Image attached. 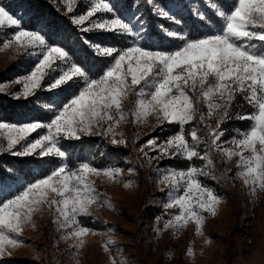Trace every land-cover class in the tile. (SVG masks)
Returning a JSON list of instances; mask_svg holds the SVG:
<instances>
[{
  "label": "snow or ice",
  "instance_id": "6c2138e0",
  "mask_svg": "<svg viewBox=\"0 0 264 264\" xmlns=\"http://www.w3.org/2000/svg\"><path fill=\"white\" fill-rule=\"evenodd\" d=\"M65 2L67 12L73 13L74 0ZM141 3L165 21L157 25L159 35L152 33ZM182 5L192 24L160 0H132L124 15L113 0H88L86 10L70 20L84 49L103 61L99 73H93L85 63L86 53L81 56L83 49L49 43V34L56 33L45 18L37 20V28L25 29L22 18L0 2V49L23 50L24 56L35 60L26 74L0 82V95L10 97L0 105L23 109L31 103L39 113L23 111L14 122L0 120V157L19 159L34 177L24 179L22 170L0 164L8 174L0 176V258L25 246V227L35 228L34 213L45 207L54 213L60 239L72 241L68 247L75 249L74 264H80L77 257L90 235L113 230L97 233L81 218L101 208H116L111 197L98 190L96 178L132 190L136 184L125 175H135V169L125 173L114 164L98 166L93 150L73 162L67 145L98 136L115 148L127 147L122 125L129 117L137 127L154 118L153 131L177 126L163 140L152 137L137 149L149 166L163 159L188 162L186 168L154 169L161 191L167 190L164 211L153 229L157 237L170 229L178 238L190 224L195 236L205 235L206 223L219 214L224 202L202 180L217 179L214 157L223 165L235 159V177L228 178L241 180L249 195L259 199L264 192V0H182ZM196 22L205 30L196 28ZM8 28L16 30L7 32ZM12 84L18 87L9 91ZM40 93L47 97L41 100ZM244 104L252 111L243 112ZM231 120L249 123L243 129L233 128L232 136L224 140L228 130L222 125ZM188 125L192 127L186 133ZM196 160L201 163H193ZM230 171L225 167L221 177ZM116 244L109 236L102 245L110 264H127L122 253L112 255ZM171 255L169 251L168 258ZM185 255L194 259L191 244Z\"/></svg>",
  "mask_w": 264,
  "mask_h": 264
},
{
  "label": "rangeland",
  "instance_id": "374dc122",
  "mask_svg": "<svg viewBox=\"0 0 264 264\" xmlns=\"http://www.w3.org/2000/svg\"><path fill=\"white\" fill-rule=\"evenodd\" d=\"M0 2L6 6L9 5L8 10L22 18L25 29L31 30L26 22L29 18L26 4L19 7L17 6L19 0H0ZM48 2L55 6L56 10L59 9L58 11L70 22V18L84 12L86 10L84 5L88 4V0H74L72 5L74 12L68 13L65 0H60L59 3L57 0H48ZM113 2L122 15L128 13L132 6V0H113ZM160 2L182 15L190 24L194 22L187 9L183 7L182 0H177V3H169V0H160ZM140 7L152 33L159 35L157 25L165 21L154 17L146 4L141 3ZM205 11L212 21H216L211 11L207 9ZM72 26L76 28L73 24ZM195 27L200 31L205 30L198 22L195 23ZM15 30V28L6 29L7 32ZM160 39L164 42L163 37ZM22 53L23 50L18 52L15 48L0 49V82H11L34 67L35 60ZM17 87L12 84L8 90L14 91ZM39 95L41 100L47 97L46 93ZM9 99L10 97L0 95V100ZM23 111L39 114L31 103L25 105L23 109L19 106L14 107L12 104L10 107L0 105V120L14 122L22 118ZM155 123V119L150 118L147 124L137 127L129 117L128 122L122 125V130L128 138L127 147L115 148L98 136L71 142V144H79L86 139L98 138L97 145H100V148L95 152L97 155L101 150L105 153L103 157L100 156L97 159L98 166L120 163L122 166L118 167L123 168L125 173L129 168H134L136 171L133 176L125 175V179H131L136 184L132 190L124 189L122 184H110L106 178H96L98 190L107 193L116 208L115 210L101 208L90 217H82L81 221L97 233H105L109 228L113 230L108 235H90L87 238L86 246L77 257L80 264H110L109 254L102 247L109 236L117 242L112 249V255L117 256L118 253H122L127 257V264H264V192L259 193V199L254 200L241 180L228 178L235 177V159L230 164L223 165L219 163L218 157H214L217 160V170L214 173L217 179L202 178L203 182L214 188L224 200L219 214L206 223L205 235L195 236L194 225L190 224L178 238H173L170 229L157 237L153 229L156 227V217L164 211L163 204L166 202L167 190L161 191L163 185L158 184V176L154 169L166 168L161 164L170 159L153 161L149 166L143 155L137 151L150 136L159 130V128L152 130ZM210 123L215 126L216 122L211 120ZM188 126V129L192 127V125ZM35 135L34 133L33 137ZM145 150L148 151V149ZM89 151V149L85 150L83 155ZM149 155H156V153L150 152ZM2 157L16 159L9 155ZM106 158H109L110 163H104ZM200 163L199 160L195 161L197 165ZM225 167L230 168L231 171L225 177H221ZM53 219L54 213L47 207L41 212L34 213L36 227H25L23 233L25 246L15 251L11 257L0 258V264H74L75 249L68 247L72 241L60 239L61 232L53 223ZM205 239H210L211 243L205 244ZM190 244L195 252L194 259L185 255ZM169 251L172 252L171 258L167 256Z\"/></svg>",
  "mask_w": 264,
  "mask_h": 264
},
{
  "label": "trees",
  "instance_id": "16d2710c",
  "mask_svg": "<svg viewBox=\"0 0 264 264\" xmlns=\"http://www.w3.org/2000/svg\"><path fill=\"white\" fill-rule=\"evenodd\" d=\"M24 4L27 5V12L29 14V18L26 21L28 24V28L34 29L37 27V20L40 17L45 18L51 26L55 29L56 34H49V43L56 45V46H65L68 50H75L76 48L83 49L81 56H84L86 53V60L85 63L91 68L93 73H99L100 68L103 65V61L100 59L95 58L91 52H87L84 49L83 44L81 43L79 36L80 33L78 30L72 26L71 22L68 20L66 16H63L60 11L56 10L55 6H52L48 0H19V4L17 6L21 7ZM9 6V5H7ZM62 34V35H61ZM94 39H101V37H93ZM103 39L107 40L110 43H116V41H112L110 37H103ZM239 99V98H238ZM243 103V101H241ZM6 107L11 106V104H3ZM18 107V106H16ZM243 112H251L252 109L248 107L247 104H244L242 109ZM248 121H238V120H231L228 123L222 125L223 128L227 129L225 136L222 139L226 140L232 136V129L239 127V128H246L248 126ZM189 126H186V133ZM177 130L176 125H166L164 126V131L162 132L160 129L154 133L152 137H160L163 140L165 137L171 135ZM149 138V139H150ZM99 143L98 138H90L86 139L79 144H68V148L72 153L73 162H75L76 157H80L81 159L84 158L83 155L85 150H93L96 151V146ZM77 152L79 154H77ZM82 153V154H81ZM81 154V155H80ZM100 158L99 154L97 155V159ZM104 163H110L109 158ZM195 163V161H193ZM0 164H6L12 166L15 169L22 170V175L24 179H34L33 176L28 174V168L20 161L11 158L0 157ZM115 166H122V164H116ZM162 167H177V168H186L188 166L187 161H181L179 159L175 160H165L161 164ZM8 174L4 172L3 168H0V176H7Z\"/></svg>",
  "mask_w": 264,
  "mask_h": 264
}]
</instances>
